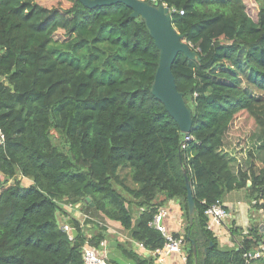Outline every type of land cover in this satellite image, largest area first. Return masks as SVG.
I'll use <instances>...</instances> for the list:
<instances>
[{
  "label": "trees",
  "instance_id": "1",
  "mask_svg": "<svg viewBox=\"0 0 264 264\" xmlns=\"http://www.w3.org/2000/svg\"><path fill=\"white\" fill-rule=\"evenodd\" d=\"M144 1L169 6L199 56L180 54L172 68L193 111L185 149L178 123L151 92L159 50L130 8L0 0V264H85L86 242L101 250L110 224L130 233L117 242L126 259L153 264L136 244L164 246L149 224L172 200L185 210L186 264H264V256L245 258L262 248L259 228L240 247H222L205 215L242 189L264 209V0H254L256 20L244 0ZM184 171L196 201L191 226ZM68 205L97 212L106 225L89 218L83 229ZM68 218L73 239L63 230Z\"/></svg>",
  "mask_w": 264,
  "mask_h": 264
},
{
  "label": "water",
  "instance_id": "2",
  "mask_svg": "<svg viewBox=\"0 0 264 264\" xmlns=\"http://www.w3.org/2000/svg\"><path fill=\"white\" fill-rule=\"evenodd\" d=\"M89 9L102 6L124 4L132 10L131 18H140L153 38L159 50V65L152 83L151 92L153 96L163 103L168 113L175 119L180 127L183 137L191 135L193 126V111L186 104L184 95L178 91L176 80L172 71L173 64L180 54L187 59L198 61L199 56L185 37L178 32L172 22L171 9L165 4L158 2L152 4L144 0H78ZM185 173L187 187L188 218L190 226L194 223L196 215V201L190 180ZM250 186L251 183L249 182ZM90 201V198H88ZM72 228V234L76 236L77 230L72 220L68 221ZM243 239V237L241 236ZM241 239V240H242ZM259 245L264 247V241ZM211 246L213 244L211 243ZM192 249L196 253V244L192 242ZM149 255L148 253H146ZM254 254V253H253Z\"/></svg>",
  "mask_w": 264,
  "mask_h": 264
},
{
  "label": "crops",
  "instance_id": "3",
  "mask_svg": "<svg viewBox=\"0 0 264 264\" xmlns=\"http://www.w3.org/2000/svg\"><path fill=\"white\" fill-rule=\"evenodd\" d=\"M222 203L230 210L231 216L225 221L221 228L216 230V236L218 241L222 247L227 248H236L240 247L244 236L251 230L253 227L259 228L261 233H264V226L262 222V211H257L254 208L256 202L253 204L250 202L248 198V193L246 190H237L232 192H226L223 197L220 199ZM80 205L77 206L79 208ZM168 210V216L164 220L165 227L169 233L173 234H183L186 227V216L185 210L181 202L177 200H172L166 203L165 206L161 207ZM74 211L81 217L85 213H89L90 219L94 220L95 222H99L102 224L103 218L98 215L97 212L93 210H88L87 212H82L80 210H73L70 214L76 219L81 222V218H77V215L74 214ZM94 219H93V218ZM71 218L67 219V223ZM73 221V220H72ZM62 225L64 222L62 221ZM110 227V226H109ZM109 231H111L109 229ZM232 231H236L235 234ZM87 234L93 233L94 231L92 228L88 227ZM243 237V239L241 238ZM242 239V240H241ZM121 242V239H117V241H111L112 243L109 244L107 240L102 242V251L107 253V264H134L132 261L126 259L120 252L119 248L117 247V242ZM264 241V239H263ZM104 243L106 246H104ZM149 259L150 262L153 264H160L157 262L155 257L152 255H147L144 253ZM187 258V255H186ZM183 256L180 254H172L163 264H186Z\"/></svg>",
  "mask_w": 264,
  "mask_h": 264
},
{
  "label": "built area",
  "instance_id": "4",
  "mask_svg": "<svg viewBox=\"0 0 264 264\" xmlns=\"http://www.w3.org/2000/svg\"><path fill=\"white\" fill-rule=\"evenodd\" d=\"M155 1V0H154ZM193 138L191 136L184 137V141L182 143L181 148L185 149L187 144L192 140ZM6 142V136L0 127V145H5ZM205 203V202H203ZM67 208L73 209L72 205H68ZM168 210L165 208H160L159 212L155 215L154 219L150 222L149 226L158 230L161 232L166 241L163 247L157 248L154 251H148L145 246L142 243H137L138 250L148 253L155 257L157 262L160 264H163L166 258L171 256L172 254H180L183 256L184 260L186 261V252H185V238L183 235L177 234V236L173 233H169L165 227L164 220L168 216ZM205 215L208 218L207 227L209 230L216 233V230L218 228H221L225 221L231 216L230 210L222 203V201L219 199L212 205L208 206ZM262 222L264 226V209L262 210ZM81 221V227L85 228L86 219L88 217H84ZM109 228V227H108ZM63 230L66 231L70 239H73L72 237V228L70 224H65L63 226ZM104 246L105 243H104ZM262 249L261 250L253 252V253H246L245 258L247 259V262L253 260V259H260L264 256ZM107 253L105 251H102L100 249H97L95 247H92L89 242L87 241L85 246L83 247V260L85 264H107Z\"/></svg>",
  "mask_w": 264,
  "mask_h": 264
},
{
  "label": "rangeland",
  "instance_id": "5",
  "mask_svg": "<svg viewBox=\"0 0 264 264\" xmlns=\"http://www.w3.org/2000/svg\"><path fill=\"white\" fill-rule=\"evenodd\" d=\"M245 1V3L248 5V14H249V16L251 17V18H253L254 20H256V18H257V14H258V12H259V10H260V8H261V6H260V4L259 3H257V2H255L254 0H244ZM4 79V81L6 82V79L5 78H1L0 77V81H2ZM64 142H65V139H63V137H58L57 139H56V141H55V143L58 145V147L59 148H61L62 146H64ZM15 179H17L19 182H21L24 186H28L31 182L28 180V179H26V178H23L21 175H19L17 178H15ZM4 179H3V177H2V175L0 174V183L3 181ZM15 181L14 180H10L9 181V183H14ZM67 210H68V212L69 213H71L73 210L71 209V208H67ZM74 214H76L77 215V218H81V219H79V220H85V218L84 217H88V219L90 218V214L89 213H85L84 215H81V217L74 211ZM137 214V213H136ZM135 215V214H134ZM262 215V214H261ZM136 216V215H135ZM93 218V217H92ZM95 218V217H94ZM93 218V219H94ZM87 220V219H86ZM106 225V222H102V224H101V226H99L100 228H103L104 226ZM108 229H110L111 231V235H113V236H111V239H109V240H107L108 242H109V244L110 243H112L113 241L115 242L118 238L119 239H121V241H124V242H128V241H130V238H131V236H130V233L129 232H127V231H125V230H123V229H121L118 225H115V224H110V227L108 228ZM92 234L93 233H90V236H92ZM182 235H184V232H183V234ZM112 241V242H111ZM136 248H137V250H138V247H137V244H136ZM256 264H262V263H256Z\"/></svg>",
  "mask_w": 264,
  "mask_h": 264
}]
</instances>
